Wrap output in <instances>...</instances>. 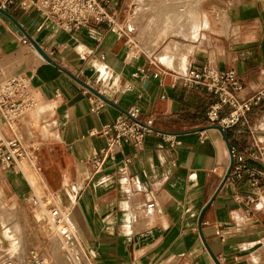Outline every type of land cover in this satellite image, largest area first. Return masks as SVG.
Masks as SVG:
<instances>
[{
  "label": "crops",
  "instance_id": "1",
  "mask_svg": "<svg viewBox=\"0 0 264 264\" xmlns=\"http://www.w3.org/2000/svg\"><path fill=\"white\" fill-rule=\"evenodd\" d=\"M196 1L198 30L188 15L185 37L178 36L185 40L174 37L161 55L170 68L145 53L133 56L121 32H114L129 25L132 0L104 4L117 30L91 20L68 32L18 1L0 13V82L27 78L40 106L30 121L33 136L25 131L26 117L14 123L16 130L0 118V131L22 142L31 135L27 145L36 153L42 185L67 213L90 264H264V201H247L260 198L262 190L224 181L231 147L247 149V130L225 132L228 146L206 120L217 98L204 89L175 85L172 73L162 75L150 65L156 60L176 73L201 64L235 70L244 84L241 97L255 95L264 88V0H213L215 6L205 9L207 23L200 12L205 0ZM157 6L167 11L165 2L142 5L131 23L138 26L142 12H155ZM220 9L229 11L222 22L214 14ZM145 32L162 41L161 35ZM139 67L148 78L133 77ZM97 104L105 106L95 112ZM135 104L142 119L155 121L157 132L142 150L126 143L116 161L101 164L107 146L101 132ZM250 122L264 137V103L251 112ZM125 158H132L128 173L137 178L132 187L122 171ZM29 193L38 208L40 199L25 174L0 162V205L23 203ZM238 195L246 201L238 203Z\"/></svg>",
  "mask_w": 264,
  "mask_h": 264
},
{
  "label": "built area",
  "instance_id": "2",
  "mask_svg": "<svg viewBox=\"0 0 264 264\" xmlns=\"http://www.w3.org/2000/svg\"><path fill=\"white\" fill-rule=\"evenodd\" d=\"M17 1L24 8L35 7L42 18L52 21L68 32L86 27L91 20L107 24L112 30L118 26L114 14H110L104 5L109 4L110 0H0V11L6 10L9 5ZM126 29L123 26L118 27L123 36H128ZM150 65L155 66L162 75L172 73L175 85L182 83L190 89H204L215 96L217 101L206 113V120L212 127L219 126L224 132L230 131L238 134L241 133V129L247 130L249 135L247 149L242 152L237 147H231L233 164L225 182L231 185L244 183L251 187L261 188L260 198H248L247 201L248 203H255L261 199L264 201V137H260L250 122L251 112L264 103V88L249 98H242L244 84L235 70H219L208 64H201L191 65L184 74H179L166 70L152 60H150ZM133 77L146 79L149 77V72L139 67ZM90 101L94 104L95 98L91 96ZM104 106V104L94 105L93 111L98 112ZM38 107L39 102L30 93V83L27 78L18 76L0 82V118L6 124H14ZM141 115V107L135 104L127 112L118 116L113 124L104 127L101 135L107 138V146L102 150L101 164L108 159L116 161L117 154L126 143H131L139 150L145 147L146 138L157 131L155 121L142 119ZM202 137L203 139L208 138L204 132ZM168 140L172 143L170 138ZM30 152L33 153L34 149L23 145V142L16 137L6 138L0 131V162L5 168H17L23 173L20 163L24 158L29 157ZM131 163L132 158H125L122 163V171L127 178L128 187L137 185L136 176H130L128 173ZM235 200L238 203L246 201L241 195L236 196ZM39 201L38 209L47 211L57 234L64 240L71 238L70 227L61 220L59 211L52 208V199L44 201L40 199ZM30 263L47 264L36 251H31Z\"/></svg>",
  "mask_w": 264,
  "mask_h": 264
},
{
  "label": "rangeland",
  "instance_id": "3",
  "mask_svg": "<svg viewBox=\"0 0 264 264\" xmlns=\"http://www.w3.org/2000/svg\"><path fill=\"white\" fill-rule=\"evenodd\" d=\"M132 1H133L132 3L134 5H133V7H131L130 12H128V13H130V15L128 17L129 18V25H127L128 30L126 29L128 36H123L124 37L123 38L124 43H126L127 41L129 42L130 49L133 50V53H134L133 56L137 57L140 54L145 53L149 57L156 58L164 66H167L164 64L165 62H163V60L161 59V55L164 52V49L168 47L171 40H175V38H182L185 40V38L172 35L171 39H168V37H164V39L159 42V41H156L155 39H153L152 37H150L148 35V33L145 32L146 27L139 28V26H135L131 23L132 18L135 17L136 12L134 13V11L137 8V5H138L137 3L139 0H132ZM163 1L164 0H151V2H152L151 5L162 4V3L164 4ZM209 3H212V6H215V4H213L214 3L213 0H205L202 3V5L200 6V12L203 13V17H205V15L207 13V11L205 9L207 8ZM145 5H147V4H145ZM221 6H223V5H221ZM203 7H204V9H203ZM156 8L158 9L156 11H159V12L160 11L162 12L164 9L163 6H161V7L157 6ZM196 12L199 13V11H196ZM145 13H146V11L142 12V14H141L142 19H141V21H139L140 26H142L143 22L147 23L149 21V18H147ZM214 14H216L217 21L222 22V20L228 19L229 11L220 9L218 11H215ZM205 19L208 20L207 15H206ZM188 40H190V39H188ZM153 60H155V59H153ZM176 61H175V64H176ZM167 67L170 68V66H167ZM24 117H26V118H24ZM24 117H23L24 118L23 123H26V121H28L27 123L29 124L25 131H28L30 134L32 133V136H33L34 132H35V130H34L35 128L32 127V125L30 124V121L34 116H33L32 112H30L29 114H27ZM40 123L41 122L38 121V130H39V132L42 133V126ZM259 130H261V128ZM30 136L27 139L23 138V145L26 146L27 144H30V142H29ZM33 144L35 147L38 146L37 142L33 143ZM28 146H30V145H27V147ZM31 155H32V157H31ZM29 157H31V158H29ZM29 157L28 158L31 159L34 163V166H33L34 170L33 171L37 175H39L37 172V170L39 169V165L37 164L36 153L30 152ZM50 194L52 195V193H48L47 191H45L44 193L42 192L41 194L38 193L37 197L39 199H42V201L47 200V199H52V201H53V205H52L53 207L52 208H56V207H54V205H56L55 199H53L52 196L49 197ZM36 206H37V204H34L33 194H31V193H29L27 196L23 197V203H14L10 207L6 208V211H5L4 206L0 205V211H2L4 209L3 210L4 212L2 211V213L6 214L8 216L6 219H4V229H5L4 232L10 231L11 230L10 228L12 226H15V230H14V234H13L12 238L14 241L20 242V245L15 252V258H12L9 251L1 250L2 248L0 249L2 251V252H0V264H30V253H31V251L38 252L42 257H44L46 263H48V264H56L54 259L57 260L58 264H66L65 261H63L60 257L54 258V255L52 253L53 246H55V249H57L59 251V253H62L63 255H65V251H66V253H67V251L71 252L70 250H72L74 248H72V247L70 248L69 244H64L61 240H59V238H57V236H55L53 234L54 231H53L52 223H51V220H49V217H48L46 210L41 211ZM37 227L39 228V231L41 234L37 231L38 230ZM6 235H8L7 238L9 239V234H6ZM72 237L74 238L73 241H77L73 235H72ZM6 242L8 243L10 241L7 240ZM6 242H0V246L2 247L3 245L6 244ZM78 247L81 248L79 243H77V248ZM67 249H69V250H67ZM22 252H23V261L18 260V258L22 257ZM84 257H85L86 264L87 263L90 264L87 257H86L85 252H84ZM58 260H61V262L59 263ZM67 264H69V263H67Z\"/></svg>",
  "mask_w": 264,
  "mask_h": 264
},
{
  "label": "bare ground",
  "instance_id": "4",
  "mask_svg": "<svg viewBox=\"0 0 264 264\" xmlns=\"http://www.w3.org/2000/svg\"><path fill=\"white\" fill-rule=\"evenodd\" d=\"M164 2H165V7H166L167 11H162V12L161 11L160 12L155 11L154 12V11H149V9H147L145 15L147 16V18H149V21H148V25L145 28L146 31L161 35L162 40L164 39V37H168L170 35L171 36L175 35V36H184L185 37V29H186L185 25L187 24V21H188V19H187L188 15L191 19H193V21H191V23H189V24H191L192 29H194L195 31L198 30L199 22H198V18H197L198 13L196 12V11H198L197 9L199 8L198 1H196V0H164ZM137 4H138L137 8H140V6L145 5V4L151 5L152 2H151V0H139ZM138 11H139V9H138ZM205 17H206V15H205ZM141 19H142V17L137 19L139 28H141L143 26V24H142V26H140V23H139V21H141ZM205 20H206L205 22L207 23L208 22L207 19H205ZM121 27L122 26H120V28ZM114 32L116 33V32H120V31L117 30ZM127 43L129 44L128 41H127ZM176 47H177V44H175V43H173V45L171 46V48H176ZM172 50H174V49H172ZM187 69H188V65H187L186 70ZM186 70H184L183 73H179V74H184ZM36 110H34L32 113H34ZM12 127L14 130H16V126L14 124H12ZM261 128L264 129V122L261 124ZM33 166H34V163L29 158H24L20 163V169L23 171V173L25 174V176L29 180L31 186L34 189V193L36 195H38V193L41 194L42 192L43 193L45 192V187L42 185V182H41L39 175H37L33 171L34 170ZM55 202H56V205H54V207H56V209L59 211L61 220L66 225H68L70 227L72 235L74 236L71 223H70L69 219L67 218V213L62 210L58 199H56ZM5 211H6V209H5ZM52 227H53V231H54L53 234L55 236H57V238H59V240H61L64 244H69L70 248L71 247L74 248V249L70 250L71 252L67 251V253H66V251H65V255H63L62 253H59V251L57 249H55V246H53L52 253L54 255V258L60 257L63 261H65L66 264L67 263H69V264H86L83 249L79 248V247L77 248L78 241H73L74 238L72 236H71V238H69L67 240L62 239L57 234L56 229H55L53 224H52ZM10 229H11L10 231L4 232V230H5L4 229V219L0 215V242H6L7 240L10 241L8 243L6 242V244L3 245L2 247L0 246V249L2 248L1 250L9 251L12 258H15V252H16L17 248L19 247L20 242H16L12 238V236L14 234L15 226H12ZM6 234H9V239L7 238L8 235H6ZM69 249H67V250H69ZM1 250H0V252H2ZM18 260L23 261V252H22V257L18 258ZM54 261L56 264H58L56 259H54ZM58 261H59V263L61 262V260H58Z\"/></svg>",
  "mask_w": 264,
  "mask_h": 264
},
{
  "label": "water",
  "instance_id": "5",
  "mask_svg": "<svg viewBox=\"0 0 264 264\" xmlns=\"http://www.w3.org/2000/svg\"><path fill=\"white\" fill-rule=\"evenodd\" d=\"M0 12L2 14H6L4 10H1ZM36 50L38 51V53L40 54V56H42L46 61H48V62L56 65V63L52 59H50L39 47H36ZM107 102L109 103V101H107ZM215 128L218 129L222 133L224 140L226 141V143L229 146V139H228L226 133L219 126H216ZM232 164H233V158H231V163H230V166H229L228 171L226 173V176L224 178V181H226V179H227V177H228V175L230 173V169L232 167Z\"/></svg>",
  "mask_w": 264,
  "mask_h": 264
}]
</instances>
